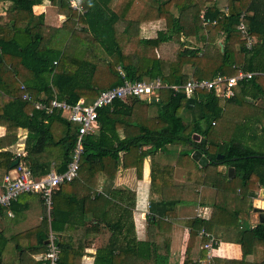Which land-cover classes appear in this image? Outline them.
Here are the masks:
<instances>
[{
  "label": "trees",
  "instance_id": "16d2710c",
  "mask_svg": "<svg viewBox=\"0 0 264 264\" xmlns=\"http://www.w3.org/2000/svg\"><path fill=\"white\" fill-rule=\"evenodd\" d=\"M6 1L10 2L11 6L7 12L10 17L8 24L0 25V123L5 126L7 135L0 139V149L17 145V150L0 152V170L4 173L11 170L10 165L14 160H18L19 164L38 178L51 170L56 173L64 172L71 160L77 126L70 123L60 112L45 115L36 110L33 103L48 104L54 97L69 105L82 98L91 103L100 92L121 85L123 80L141 81L143 77L149 80L159 78L165 86L182 85L188 79L182 75L181 68L184 64L190 63L194 67L193 77L197 80L205 78L209 80L216 75L235 76L238 70L257 75L238 83L233 89L234 96L229 99H219L207 92H199L192 98H186L183 94L174 93L168 88L160 89L158 92L160 104L154 118L148 117L150 102L147 98L143 101L128 99L129 105L127 101L115 100L97 110V130L84 138L80 169L73 181L79 178L90 179L96 174L105 175L107 171L112 173L110 177L112 179L119 166L125 169L134 168L137 178H140L142 163L146 157H153L157 152L165 151L167 146L182 145L189 147V151L178 156L177 164L183 159L192 162L190 153L197 150L209 159L208 166L216 168L224 165L234 170V177L231 179L217 175L218 179L227 185L226 190L238 188L241 195H249L248 198L252 199L255 197L254 193L264 189V154L235 142L214 144L208 141L210 127H213L214 119L221 112L220 102H235L236 89L239 88L245 95L249 91L253 101L264 97V0H227L226 13L220 12L215 6L206 10L204 18L214 24L201 27L202 31H207L211 35L220 33L224 37L222 52L217 49L216 67L211 68L209 73H205V64L208 60L204 55L198 57L197 50L180 51L177 53V60L168 62L167 68L164 61L156 58L155 54V50L159 49L161 44L172 42L180 35L186 37L191 33H198L202 22L198 15L206 1L186 0L179 5L173 0L165 2L148 0L151 7L149 11L147 10L146 16L155 14L156 18H164L169 15L167 10L172 5L180 8L179 12L183 7L191 6L196 8L193 23L185 24L182 21L184 13H180L177 18L171 17L166 21L167 31L158 32L154 39H139L136 44L135 42L130 44L134 52L127 58L115 38L113 26L118 16L111 12L110 4L113 0H82L85 8L82 16H77L69 9L68 0H48L52 5H58L59 12L66 17L62 29L55 30L56 34H60L71 19L87 25L88 32L83 30V33L90 43L84 60L77 63L76 61L69 63L63 51L43 42L42 17L39 16L37 23L32 26V8L41 0ZM108 13H111L110 16ZM242 13L245 14L247 32L254 40L250 50L245 48L244 41L236 30ZM193 28L196 31H193ZM185 55H188V60L183 59ZM118 66L124 77L116 71ZM22 71L30 75V80L25 83V92L31 95V103L22 100L24 94L20 89L23 81ZM95 77L104 80L105 83L97 85V82L94 83ZM78 78L86 81L82 83ZM100 86L105 87L98 92L96 88ZM260 109L264 120V107ZM183 111L192 116L190 122H186L182 117ZM53 122H59L67 129L58 139H54L51 131ZM17 129L26 132L21 142L19 135L16 134ZM118 130H122L124 135L121 140L118 138ZM261 131L264 134V127H261ZM193 135L206 137V143L192 141ZM20 144H23V148L20 156L16 157ZM144 147L147 149L143 150ZM211 148H215V152H211ZM217 155H222L223 158L217 160ZM65 184L67 185L64 183L60 187ZM57 191L52 197L53 205L56 197L60 196V192ZM14 202L7 208L0 207V217L12 208ZM51 217H55V220L57 218L54 207ZM55 220L51 221L52 230ZM42 223L46 224L45 218ZM184 224L189 229L191 241L198 231L202 229L207 231V224L196 218L184 221ZM116 228L121 229L122 225H116ZM52 234L55 236L58 251L55 264H66L63 254H66L65 250L69 248H64L56 234ZM239 238L238 244L244 248L245 255L250 254V248L255 243L264 246V222H259L253 228L243 229L239 232ZM8 242L14 243V236L1 239L0 257L3 247ZM29 247L17 245L18 249ZM112 252L111 250L109 254ZM215 261L213 260L211 264H215ZM0 264H5L1 258Z\"/></svg>",
  "mask_w": 264,
  "mask_h": 264
},
{
  "label": "crops",
  "instance_id": "0c3cea01",
  "mask_svg": "<svg viewBox=\"0 0 264 264\" xmlns=\"http://www.w3.org/2000/svg\"><path fill=\"white\" fill-rule=\"evenodd\" d=\"M205 1L198 15L200 22L211 6L225 13L227 0ZM10 6V2L0 0V25L9 22L5 23V16ZM110 8L118 16L113 26L115 38L127 58L134 52L130 44H136L139 39H154L158 32L167 31L166 20L177 18L180 13H184L182 21L191 24L196 11V8L187 6L179 12L180 8L172 5L167 10L168 18H156L155 14L148 17V0H113ZM32 13V26L39 16L43 18L41 33L46 45L63 51L69 63L84 60L90 43L83 33L87 30L86 24L71 19L66 28L56 34L55 30L62 29L66 17L59 12L58 5H52L48 0H41L33 6ZM244 13L248 16L246 11ZM204 26L202 21L197 34L180 35L172 42L161 44L155 50L156 58L163 60L167 68L168 62H173L182 50H197L198 57H202L204 53L210 55L211 48L216 45L221 53L224 37L220 33L211 35L203 32L201 27ZM193 31L196 29L193 28ZM168 45L173 47V56L162 59L163 49ZM185 56L183 59L188 60V55ZM209 59L205 64V73L216 67V59ZM116 71L122 72L119 66ZM181 71L187 79H194V67L190 63L184 64ZM143 79L149 80L147 77ZM29 80V73L23 72L22 85L25 86ZM78 80L82 83L86 81L82 78ZM96 82L97 85L105 83L95 77ZM103 87L96 90L100 92ZM257 102L263 103L264 97L253 104L256 106ZM127 104L130 102L127 101ZM263 107L264 104L260 108ZM157 110L158 107H151L148 117L154 118ZM185 112L182 117L190 122L192 116ZM16 134L19 137L22 135L19 139L22 141L26 132L17 129ZM117 134L120 140L124 137L122 130H118ZM6 135V128L0 123V139ZM172 146L178 150H173ZM15 149L16 145H13L0 149V152H14ZM188 151L187 146L170 145L165 151L146 157L140 178H137L134 168L119 166L112 179V173L107 171L105 175L79 178L63 185L58 189L60 196L56 197L53 205L56 220L55 217L47 220L39 196L21 195L12 208L0 217V244L3 237L9 239L14 236V243L8 242L3 247L1 261L5 264H46L41 262V257L47 251V238L51 231L64 248H69L63 254L66 264H211L213 260H216L215 264H264V246L255 243L250 248V254L245 255L244 248L238 244L240 231L253 228L260 222L261 216L264 219V213L253 212L255 201H259L262 208L264 201L259 198L261 189L254 193L252 199L248 198L249 195H241L238 188L226 190L227 185L217 175L231 179L234 170L229 173L230 168L224 165L216 168L208 164L199 166L191 158L195 150L190 153L193 163L183 159L177 164L178 156ZM3 174L4 171L0 170V184ZM44 218L46 224L42 223ZM195 218L207 224V231H198L191 241L184 221ZM52 219L55 220L54 230ZM116 225H122V228L118 229ZM18 244L30 247L18 249Z\"/></svg>",
  "mask_w": 264,
  "mask_h": 264
},
{
  "label": "built area",
  "instance_id": "2783aa9c",
  "mask_svg": "<svg viewBox=\"0 0 264 264\" xmlns=\"http://www.w3.org/2000/svg\"><path fill=\"white\" fill-rule=\"evenodd\" d=\"M68 7L75 12L77 16L85 13L82 0H68ZM227 11L225 10V13ZM245 14L239 17V23L236 30L244 41L245 48L250 50L254 44V40L247 32L246 23L244 22ZM203 25L214 24L202 17ZM56 64V63H54ZM121 77H124L120 72ZM255 74L246 73L238 70L235 76L216 75L209 80H197L190 78L182 85L165 86L159 78L147 81H129L123 80L122 84L100 92L97 98L91 103L80 99L75 104L69 105L65 101L58 100L54 97L48 104L40 102L33 103L36 110L43 112L45 115H51L53 112H60L70 123L77 126V134L74 150L71 160L62 173H56L51 170L42 177L35 178L30 170L21 164H17L15 168L4 173L0 184V207H9L12 202L24 194H33L39 196L45 216L49 221L53 208L52 197L55 191L64 184L73 181L80 169V159L83 152V141L88 135L93 134L97 130V110L110 105L115 100L127 101L128 99L147 98L150 103H160L158 92L160 89L168 88L174 93H181L186 98H192L199 92L212 93L219 99H229L234 96L233 89L238 83L250 80ZM20 89L24 91L22 100L31 103V95L27 92L26 86L21 85ZM23 144L18 146L16 157H19ZM208 247V246H207ZM57 246L55 244V236L50 231L47 239V251L41 257L42 261L55 264L58 259Z\"/></svg>",
  "mask_w": 264,
  "mask_h": 264
},
{
  "label": "rangeland",
  "instance_id": "374dc122",
  "mask_svg": "<svg viewBox=\"0 0 264 264\" xmlns=\"http://www.w3.org/2000/svg\"><path fill=\"white\" fill-rule=\"evenodd\" d=\"M164 1H168V0H164ZM173 1L176 4L181 5L186 0H173ZM202 1L205 2V0ZM150 7L151 6L148 1V8H147L148 11ZM168 16H166V18H168ZM5 18H7L5 21V23H7V21H9L10 18L9 14H7ZM163 27H164V23H163ZM172 48L173 47L171 45L164 47L161 58L162 59L171 58L174 53V50ZM210 52H211L210 55L204 53V57L207 60L208 58L216 59L217 58L216 54H218L216 45L211 48ZM176 60L177 59L175 58L173 62H175ZM143 81H147V79H143ZM235 93L237 95V99L235 100V102L233 103H227L224 101L220 102L221 112L219 116H217L214 119L213 127H210L208 141L214 144L235 142L241 144L244 147H248L257 153L264 154V134L261 131V127H264L263 112L261 109H258L261 107L262 104H264V102L263 103L257 102L256 103L257 105L255 106L253 104L254 101L251 100L250 98L249 91L245 95L242 94L238 88L236 89ZM141 100L142 101L146 100V98H143ZM159 104L160 103H152V104L150 103L148 107V111H150L151 107L157 108ZM138 106L141 107L142 105L138 104ZM185 113L189 114L188 112ZM71 129H73V126H71ZM66 130H67L66 127L64 125H61L59 122L51 123V131L54 136V139L60 138L65 133ZM21 133L24 134L23 131H21ZM21 136L22 135H20V137ZM172 149L178 150L176 146H172ZM16 150H17V145L15 151ZM211 152H215V148H211ZM241 219L243 221V218Z\"/></svg>",
  "mask_w": 264,
  "mask_h": 264
},
{
  "label": "water",
  "instance_id": "95a60500",
  "mask_svg": "<svg viewBox=\"0 0 264 264\" xmlns=\"http://www.w3.org/2000/svg\"><path fill=\"white\" fill-rule=\"evenodd\" d=\"M192 141L194 142H199L201 144H205V137L201 138L198 135H193L192 136ZM260 157V156H259ZM192 160H194L199 166L201 167H205L208 163H209V159L207 157H205L204 155H202V153H200L199 151L195 150L194 153L191 155ZM223 156L222 155H217L216 159H222ZM18 164V160H14L11 165H10V169H13L15 166H17ZM232 171V168H230L229 173ZM259 198H261V200L263 199L264 201V189H261L259 191ZM253 212L255 213H259L260 215H262L264 213V202L262 204V208L259 205V201H255L254 203V207H253ZM261 216L260 217V222L263 223L264 219Z\"/></svg>",
  "mask_w": 264,
  "mask_h": 264
}]
</instances>
